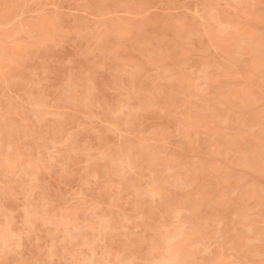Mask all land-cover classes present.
<instances>
[{
  "label": "rangeland",
  "instance_id": "rangeland-1",
  "mask_svg": "<svg viewBox=\"0 0 264 264\" xmlns=\"http://www.w3.org/2000/svg\"><path fill=\"white\" fill-rule=\"evenodd\" d=\"M0 264H264V0H0Z\"/></svg>",
  "mask_w": 264,
  "mask_h": 264
}]
</instances>
